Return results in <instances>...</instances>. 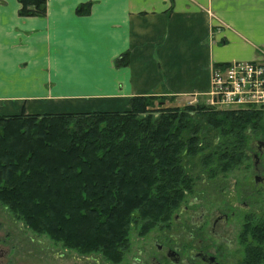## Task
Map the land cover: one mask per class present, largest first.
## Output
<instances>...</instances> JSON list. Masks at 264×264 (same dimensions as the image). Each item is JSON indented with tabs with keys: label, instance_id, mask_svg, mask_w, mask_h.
Here are the masks:
<instances>
[{
	"label": "crops",
	"instance_id": "1",
	"mask_svg": "<svg viewBox=\"0 0 264 264\" xmlns=\"http://www.w3.org/2000/svg\"><path fill=\"white\" fill-rule=\"evenodd\" d=\"M84 5L86 16L76 15ZM19 8L0 0V92L48 94L3 95L4 115L125 111L133 97L191 101L208 92L213 66L264 59V0H46L43 17ZM58 88L81 101L51 104ZM41 99L35 111L29 102Z\"/></svg>",
	"mask_w": 264,
	"mask_h": 264
},
{
	"label": "trees",
	"instance_id": "2",
	"mask_svg": "<svg viewBox=\"0 0 264 264\" xmlns=\"http://www.w3.org/2000/svg\"><path fill=\"white\" fill-rule=\"evenodd\" d=\"M17 2L20 17L45 15L46 0ZM154 99L133 97L125 111L0 115V203L80 254L114 252L134 212L150 221L164 216L189 184L180 163L194 155L197 129L183 136L193 116L161 102L153 109ZM225 112L240 125L230 134L239 135L257 111ZM257 230L250 235L260 247L264 230ZM261 251L250 249L245 261L256 264Z\"/></svg>",
	"mask_w": 264,
	"mask_h": 264
},
{
	"label": "rangeland",
	"instance_id": "3",
	"mask_svg": "<svg viewBox=\"0 0 264 264\" xmlns=\"http://www.w3.org/2000/svg\"><path fill=\"white\" fill-rule=\"evenodd\" d=\"M76 15L86 16V7ZM2 89L0 100L3 95L19 99V95L48 94L45 90L43 93H24L19 88ZM57 94L58 100L51 101V104L70 105L81 101L70 98L77 93H67L61 88ZM151 97H155L153 109L158 108L156 103L161 102L162 108L177 109L193 116L189 125L192 127L186 129L183 136L193 128L197 129L192 147L194 155L183 156L180 163L189 184L183 185L181 194L164 216L150 221L134 212L123 245L119 243L114 252L94 248L80 254L57 239L36 232L0 203V264H131L134 258L147 260L151 256L161 264H171L155 254L153 243L161 244L164 253L170 247H178L185 258L193 252L192 248L198 245L199 240L211 253H218L217 264H248L245 255L253 248H260L263 253V258L256 264H264V243L259 247L250 235L254 229L264 230V110H254L259 112L249 119L239 135H232L230 129L240 125L237 126L224 110L206 105V96L192 98L191 101L190 98L175 96ZM45 101H30L29 104L35 106V111H41L38 105ZM188 106L200 109L188 110L185 108ZM16 108L8 114L24 112L20 107ZM30 111L27 113H32ZM208 118H216L221 125L217 121L210 124ZM225 151L234 155L232 160L221 158ZM218 212L226 213L228 218L233 214L219 225V230L228 233L230 243L226 246L216 234L210 233V223ZM202 216L204 221L199 224Z\"/></svg>",
	"mask_w": 264,
	"mask_h": 264
},
{
	"label": "built area",
	"instance_id": "4",
	"mask_svg": "<svg viewBox=\"0 0 264 264\" xmlns=\"http://www.w3.org/2000/svg\"><path fill=\"white\" fill-rule=\"evenodd\" d=\"M205 96L224 111L264 110V59L213 66Z\"/></svg>",
	"mask_w": 264,
	"mask_h": 264
},
{
	"label": "flooded vegetation",
	"instance_id": "5",
	"mask_svg": "<svg viewBox=\"0 0 264 264\" xmlns=\"http://www.w3.org/2000/svg\"><path fill=\"white\" fill-rule=\"evenodd\" d=\"M255 158V157H254ZM257 162V161H256ZM259 178V177H258ZM242 206H244L243 204H241ZM233 214L230 216L232 217ZM229 217V218H230ZM228 215L226 213L223 212H218L216 213L215 217L213 218V220L210 223V233L212 235L218 236L221 242L224 243V245L226 246L229 242L228 240V233H225L222 229L219 230V225L221 222H225L228 219ZM203 216L201 217V219L199 220V224H201L203 222ZM202 241L199 240V243H197L198 245L194 246L192 248L193 252H189L188 256H186L185 258L183 256H181V254L179 253V250H181L178 247H170L167 252H163V246L159 243H153V247L155 249V254L158 256L163 257L164 259H166L169 263L171 264H195V262L197 264H217L218 262L216 261V259L219 257L217 256L218 253L214 252L211 253L208 248H206L205 246L201 245ZM131 264H161L160 260H157L155 258V256H151L150 258L146 259H142L141 257L139 258H134V261L131 262Z\"/></svg>",
	"mask_w": 264,
	"mask_h": 264
}]
</instances>
